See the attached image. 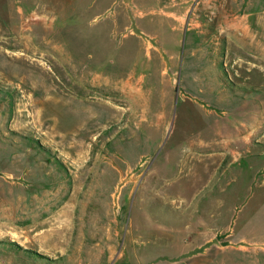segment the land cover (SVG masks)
Returning a JSON list of instances; mask_svg holds the SVG:
<instances>
[{
    "label": "rangeland",
    "instance_id": "rangeland-1",
    "mask_svg": "<svg viewBox=\"0 0 264 264\" xmlns=\"http://www.w3.org/2000/svg\"><path fill=\"white\" fill-rule=\"evenodd\" d=\"M208 19L0 0V264H264V108Z\"/></svg>",
    "mask_w": 264,
    "mask_h": 264
},
{
    "label": "crops",
    "instance_id": "crops-1",
    "mask_svg": "<svg viewBox=\"0 0 264 264\" xmlns=\"http://www.w3.org/2000/svg\"><path fill=\"white\" fill-rule=\"evenodd\" d=\"M198 5L209 12V37L217 48L208 54L214 75L222 80L220 74L230 63L246 88V95L232 100L234 105L264 108V0H198ZM222 43L228 47L225 52L220 50ZM205 55L199 54L200 58ZM243 112L264 121L259 109Z\"/></svg>",
    "mask_w": 264,
    "mask_h": 264
},
{
    "label": "bare ground",
    "instance_id": "bare-ground-1",
    "mask_svg": "<svg viewBox=\"0 0 264 264\" xmlns=\"http://www.w3.org/2000/svg\"><path fill=\"white\" fill-rule=\"evenodd\" d=\"M26 55V54H25ZM14 56V55H13ZM82 82H83V77L80 79ZM97 80H98V77L97 76H94L93 77V82H91V84H95V83H97ZM84 84H86L85 82H84ZM89 90V89H88ZM89 93H91V92H89ZM93 93H95L94 91H93ZM96 95H97V93H95ZM47 221V220H46ZM45 221V222H46Z\"/></svg>",
    "mask_w": 264,
    "mask_h": 264
}]
</instances>
